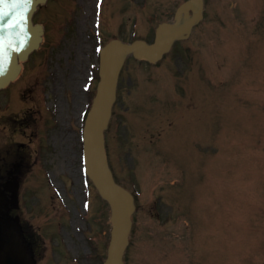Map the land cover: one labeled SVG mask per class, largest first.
Instances as JSON below:
<instances>
[{
  "label": "rangeland",
  "instance_id": "374dc122",
  "mask_svg": "<svg viewBox=\"0 0 264 264\" xmlns=\"http://www.w3.org/2000/svg\"><path fill=\"white\" fill-rule=\"evenodd\" d=\"M183 1L109 0L102 37L151 42ZM96 5L43 6L45 45L0 95L1 119H31L24 136L0 126V146L25 144L22 218L40 264L106 259L111 213L95 187L86 196L80 119L98 84ZM107 139L117 179L139 193L127 264H264V0H207L157 67L129 58Z\"/></svg>",
  "mask_w": 264,
  "mask_h": 264
},
{
  "label": "water",
  "instance_id": "95a60500",
  "mask_svg": "<svg viewBox=\"0 0 264 264\" xmlns=\"http://www.w3.org/2000/svg\"><path fill=\"white\" fill-rule=\"evenodd\" d=\"M46 0H16L4 20H0V88L14 81L21 72L16 63L11 44L17 42L23 49L20 60L39 47L43 28L34 26L31 18L39 3ZM204 0H189L176 13L173 24H162L157 30L156 42L149 45L138 41L126 45L114 41L101 54V82L92 111L85 128V155L89 176L93 179L102 196L110 203L113 211L112 240L106 264H123V255L129 243L132 214L135 211L134 198L118 186L110 171L105 145L104 130L107 128L121 68L126 55L133 53L136 58L150 62L159 61L178 39L186 38L195 24L203 17ZM193 15H190V12ZM13 54L12 65L10 56ZM8 242L0 243L4 264H32L29 252L23 247L16 230H8Z\"/></svg>",
  "mask_w": 264,
  "mask_h": 264
},
{
  "label": "bare ground",
  "instance_id": "6f19581e",
  "mask_svg": "<svg viewBox=\"0 0 264 264\" xmlns=\"http://www.w3.org/2000/svg\"><path fill=\"white\" fill-rule=\"evenodd\" d=\"M75 76L79 77L78 75H75Z\"/></svg>",
  "mask_w": 264,
  "mask_h": 264
}]
</instances>
